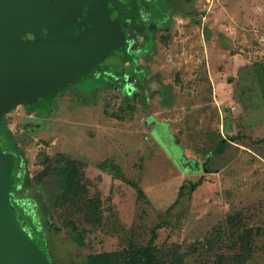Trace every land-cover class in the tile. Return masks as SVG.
Returning <instances> with one entry per match:
<instances>
[{"label":"rangeland","instance_id":"374dc122","mask_svg":"<svg viewBox=\"0 0 264 264\" xmlns=\"http://www.w3.org/2000/svg\"><path fill=\"white\" fill-rule=\"evenodd\" d=\"M119 1L103 65L0 117L20 226L49 264H264V0Z\"/></svg>","mask_w":264,"mask_h":264},{"label":"water","instance_id":"95a60500","mask_svg":"<svg viewBox=\"0 0 264 264\" xmlns=\"http://www.w3.org/2000/svg\"><path fill=\"white\" fill-rule=\"evenodd\" d=\"M122 5L119 0H0V117L19 103L47 99L103 65L106 53L94 28L112 25ZM11 172L10 156L0 151V264H49L9 202Z\"/></svg>","mask_w":264,"mask_h":264},{"label":"trees","instance_id":"16d2710c","mask_svg":"<svg viewBox=\"0 0 264 264\" xmlns=\"http://www.w3.org/2000/svg\"><path fill=\"white\" fill-rule=\"evenodd\" d=\"M33 117H27L26 120L27 122H32ZM35 123V121H34ZM38 122L37 124L34 125V127H39L38 126ZM226 145V141H222L219 149H222L223 147H225ZM99 166L105 170H108L110 172H113L115 174L120 173V165L113 159H105L103 161H101L99 163ZM14 177V176H13ZM11 179V186L8 190V196L10 197L11 194L14 191L15 188V181L14 179ZM202 183V179H199L196 183L192 184V188L195 189L199 184ZM41 184V183H39ZM38 184V185H39ZM42 187V185H39ZM20 203V202H19ZM17 212V211H16ZM18 221H20L19 217L17 216ZM156 239V233H154V235L152 236V238L149 241V244L147 246H144L134 252H129L128 253V258H127V263L126 264H161L162 262L157 258L156 254H155V249H154V242ZM98 257L95 254H91L90 258L86 261L87 264H98Z\"/></svg>","mask_w":264,"mask_h":264},{"label":"flooded vegetation","instance_id":"af4514ba","mask_svg":"<svg viewBox=\"0 0 264 264\" xmlns=\"http://www.w3.org/2000/svg\"><path fill=\"white\" fill-rule=\"evenodd\" d=\"M129 4H130V2H129ZM142 6H145V3H143ZM142 6H141V10L139 9V10L141 11V12L139 11L140 15H141V13L143 14V11L145 10V8H144V7L142 8ZM132 10H134V9H132ZM133 16H134V15H133ZM133 16L131 15L130 18H132ZM133 19H134V18H133ZM142 19H143V18H142ZM35 124H37V122H35ZM158 125H159V124H158Z\"/></svg>","mask_w":264,"mask_h":264}]
</instances>
